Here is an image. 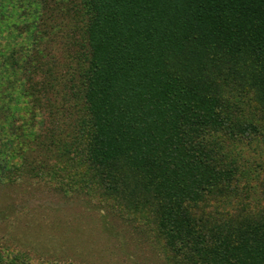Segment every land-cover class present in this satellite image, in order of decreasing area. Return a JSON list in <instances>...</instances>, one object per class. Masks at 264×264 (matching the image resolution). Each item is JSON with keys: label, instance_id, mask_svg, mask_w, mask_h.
<instances>
[{"label": "trees", "instance_id": "16d2710c", "mask_svg": "<svg viewBox=\"0 0 264 264\" xmlns=\"http://www.w3.org/2000/svg\"><path fill=\"white\" fill-rule=\"evenodd\" d=\"M67 5L70 162L85 155L90 182L146 224L165 264H264V206L222 228L191 212L230 196L236 182L210 135L264 143L262 124L239 121L243 102H231L249 94L264 118V0Z\"/></svg>", "mask_w": 264, "mask_h": 264}, {"label": "rangeland", "instance_id": "374dc122", "mask_svg": "<svg viewBox=\"0 0 264 264\" xmlns=\"http://www.w3.org/2000/svg\"><path fill=\"white\" fill-rule=\"evenodd\" d=\"M68 2L0 0V262L165 264L149 244L146 224L118 213L90 182L85 155L70 162ZM252 99L245 93L231 102H243L239 121L264 127ZM88 135L80 136L81 152ZM207 141L220 167L235 168L236 182L230 196L191 212L222 228L264 206V143L219 135Z\"/></svg>", "mask_w": 264, "mask_h": 264}]
</instances>
